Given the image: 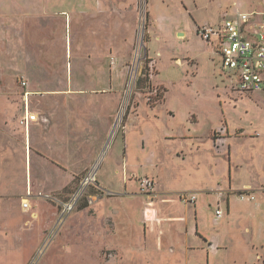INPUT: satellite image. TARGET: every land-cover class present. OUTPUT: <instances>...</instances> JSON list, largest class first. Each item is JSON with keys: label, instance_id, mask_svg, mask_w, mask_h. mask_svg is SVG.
I'll return each instance as SVG.
<instances>
[{"label": "rangeland", "instance_id": "rangeland-1", "mask_svg": "<svg viewBox=\"0 0 264 264\" xmlns=\"http://www.w3.org/2000/svg\"><path fill=\"white\" fill-rule=\"evenodd\" d=\"M263 1L0 0V264L165 263L154 254L170 249L167 234L188 229L192 243L178 252L203 253L200 264H264V228L258 231L246 216L264 218V195L233 192L230 213L216 222V204L221 199L224 208L226 193L219 198L221 191L212 190L230 178L227 152L214 144L215 132L226 128L231 136L239 128L260 132L256 141L240 140L242 150L232 147L245 165L233 187L264 185V93H236L221 56L197 32L237 11H262ZM27 90L35 94L31 111L49 121L72 108L108 111L110 128L93 160L38 152L32 128L28 175L20 124ZM97 162V182L111 194L89 189L59 223L62 203ZM124 168L132 185L123 181ZM145 178L166 194L142 192ZM188 194L197 196L198 210L186 202ZM40 213L45 222L34 228ZM47 221L57 224L47 231ZM198 228L203 247L193 244ZM141 229L152 250L144 248ZM206 229L218 243L202 234ZM149 231L162 243L152 244ZM216 248L218 256L210 257Z\"/></svg>", "mask_w": 264, "mask_h": 264}, {"label": "crops", "instance_id": "crops-1", "mask_svg": "<svg viewBox=\"0 0 264 264\" xmlns=\"http://www.w3.org/2000/svg\"><path fill=\"white\" fill-rule=\"evenodd\" d=\"M198 31V29H197ZM28 92L31 93L30 97L34 96L35 94L33 92H31L30 90H27ZM264 93V92H261ZM254 96V95H253ZM31 106V105H30ZM81 113H76V112H80ZM33 112V111H32ZM69 114L65 115H60L59 111H56V113H54L53 115L50 116V121L45 117H41L38 114V120L34 123L31 124L30 126V136L29 138L26 137L25 135V140H26V146L25 147V152H26V165H27V154H28V175H29V171H30V166H31V154L29 153V142H30V148H31V135H32V128L36 129V139L33 141V147L35 150H37L38 152H41L45 155H47L48 157L51 158H61V157H65V158H69V159H82V158H87L90 161L94 159L95 154L98 152L99 150V146L100 144L103 143V139L104 137L107 135L108 130L110 128V121L111 118L109 119L108 117V111L105 109H102L98 106L92 105V106H87V107H80V109H75L72 108L70 110H68ZM34 113V112H33ZM73 113V114H72ZM83 113V114H82ZM23 114V112H22ZM112 117V116H111ZM48 123L50 124L48 126ZM99 125V126H97ZM38 126L41 127L40 130H37ZM24 129V128H23ZM223 131V134H220L219 131L215 132L216 133V138L214 140V144L215 146H217V149L219 151H226V158H228V166H229V177L227 179V177H223V179L220 178V184L216 185V188L212 189L214 190V192H219L221 191L219 198H223V193H226V198L224 200V208H222L221 204V199L218 200L217 204H216V211L221 209L223 211V216L222 217H218L217 215L215 216V221L219 222L220 219H222L225 215H228L230 213L231 210V198L235 195L233 192H239V191H248L251 192L255 195V197L257 196V194L261 193L264 195V185L261 188H252L251 184H247L244 185V187H238V186H234L233 187V178L234 176H236V172L237 169L239 168H244V162L240 159H238L237 157L240 155L237 151L242 150L240 148V145L238 144V142H240V140H251V141H256V137H260L259 134L260 132H252L249 133L248 131L239 128L236 133L234 135L231 136L230 134V130L229 128H226V130L221 129ZM24 134H25V130H24ZM88 138V139H85ZM84 144H86L87 146L85 147L84 150ZM141 150L145 151V143H144V138L142 140V144H141ZM235 147V149H237V151L235 149H233L232 147ZM264 145H262V149H264L263 147ZM128 153L127 155L130 156L132 154L130 149V143H129V139H128ZM31 151V149H30ZM32 153V151H31ZM253 152L252 150L248 149L247 150V154L246 157L253 162L252 157H253ZM184 157V156H183ZM261 157V156H260ZM184 161L186 162V159L184 158ZM261 162H264V155L263 158L261 160ZM128 164V161H127ZM126 165V164H124ZM250 164H248L249 166ZM260 165V163H259ZM128 168V166H127ZM125 172H124V176H123V181L125 183V185H129V183L132 185L131 182V176L128 175V170H126L124 168ZM262 173V176H261ZM264 176V170L262 171V167L260 170V177ZM154 179V178H153ZM263 181V180H262ZM226 183V184H225ZM263 184V183H262ZM225 185V187H224ZM30 186H31V179H30ZM156 190L158 193H162V194H166L165 192H161L159 191V187L158 184L156 183ZM31 191V190H30ZM182 191H187V190H182ZM138 192V191H136ZM173 193H175L174 191H172ZM178 192V191H177ZM230 194H228V193ZM129 193L131 195H133L134 189H130ZM198 201V199H197ZM197 201L195 204H191L194 205L195 207V211L198 210L197 205ZM243 201H247V200H243ZM247 202H252L251 200H248ZM146 203V201L144 202V204ZM30 204V203H29ZM143 204V207H144ZM191 205H189V209L191 208ZM146 207V206H145ZM32 207L31 205L29 206L28 209H25L23 207L24 211H28L30 210ZM255 211V210H254ZM250 213H254L249 211ZM143 214V213H142ZM247 219H249L252 223L256 224L258 231H262L264 226V221L262 217H258L256 215H252V214H248L246 215ZM42 214H39V218L40 220L38 221L37 224H33L34 228L35 227H39L40 225L44 224V218L42 219ZM141 219H138V223L143 225V217L141 215L140 217ZM57 220V219H56ZM48 225L47 227V231H50L51 228L53 227V225L57 224L56 221H47L46 222ZM54 225V227H55ZM42 227V226H41ZM53 227V228H54ZM143 229V227H142ZM141 229V230H142ZM202 234H206L211 240L210 242H216L218 243L214 238H211V235L209 234L208 230L206 229L205 231L202 230ZM197 232H200L199 228L198 229H194V235L196 236V238H198ZM143 233V230H142ZM24 236V233H22ZM41 235V234H40ZM168 235V243H169V250H166L162 244V251L156 252L154 255H159L160 258H168L169 262H165V263H157L154 262L150 259H146V263L147 264H200L201 263V259H203V253H190L188 249H186L185 251L181 250L180 252H178V248L180 245H182L183 243L185 244V247H187V245L189 246V244H191L192 242L189 240L190 234H189V229L188 231L184 232V234H182L181 232H170L167 234ZM25 237V236H24ZM142 237L144 238V243L143 246L144 248H148L149 250L153 249L152 245H150L149 240L145 238L144 233L142 235ZM40 238V236H39ZM195 238V242L193 241V244L198 246V247H203V243L202 241H200V239H196ZM150 239V238H149ZM261 245V244H260ZM263 249V248H262ZM219 250L218 248H216L215 251H212V249H210V257L211 255H216L218 256L219 254ZM147 251V249H146ZM154 253V252H153ZM197 256H199L197 258V260H193L192 258H196ZM206 256V255H205ZM110 257H113V254H111ZM210 261V258H209Z\"/></svg>", "mask_w": 264, "mask_h": 264}, {"label": "built area", "instance_id": "built-area-1", "mask_svg": "<svg viewBox=\"0 0 264 264\" xmlns=\"http://www.w3.org/2000/svg\"><path fill=\"white\" fill-rule=\"evenodd\" d=\"M197 32L205 42L214 47L216 54L221 56L222 69L232 80L233 90L236 93L254 95L255 93L264 92V9L251 13L237 11L230 18L224 19L219 26L199 27ZM22 85L26 87L27 83L23 82ZM30 95L31 93L28 91L23 94L24 106L20 121L27 138L30 136L31 124L38 120L37 115L31 111ZM99 167L100 163L97 162L77 190L72 193L65 203H62L59 223H62L75 211L89 189L97 190L99 195L102 196L111 194L103 191L97 182ZM139 184L140 190L145 194L151 195L155 193L156 182L153 179H142ZM249 197L245 193L240 196L242 200ZM185 199L186 202L195 204L197 196L188 194L185 195ZM251 199L253 200L254 198L252 197ZM29 206L30 204L25 201L23 207L28 209ZM216 215L222 217L223 211L221 209L217 210ZM181 219L183 220L185 217ZM157 220L161 222L162 219ZM148 221L152 222L147 219L146 222ZM148 233L149 238H152V244L162 243V238L156 237V233L150 231ZM157 239L158 242L156 241Z\"/></svg>", "mask_w": 264, "mask_h": 264}, {"label": "water", "instance_id": "water-1", "mask_svg": "<svg viewBox=\"0 0 264 264\" xmlns=\"http://www.w3.org/2000/svg\"><path fill=\"white\" fill-rule=\"evenodd\" d=\"M180 36H182V34H180ZM142 44H143V42H142Z\"/></svg>", "mask_w": 264, "mask_h": 264}]
</instances>
